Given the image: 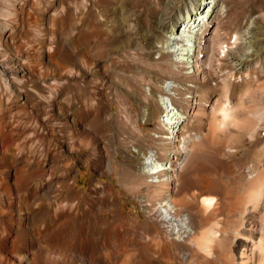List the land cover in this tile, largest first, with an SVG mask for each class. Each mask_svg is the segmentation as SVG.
<instances>
[{
	"label": "bare ground",
	"instance_id": "obj_1",
	"mask_svg": "<svg viewBox=\"0 0 264 264\" xmlns=\"http://www.w3.org/2000/svg\"><path fill=\"white\" fill-rule=\"evenodd\" d=\"M129 1L90 0L93 6H102V25L107 31L120 26V15ZM225 12L223 0H190L189 10L169 30L160 51L152 55L156 62L169 59L178 79L164 75L166 79L162 80L153 75V83L143 84L138 95L133 92L139 102V118L114 115L108 108L89 114L91 119L103 120L122 134L97 147L98 167L101 174L113 172L115 151L135 161L120 162L118 176L121 186L128 187L140 203L143 218L123 210L113 184L95 176L87 191L79 190L73 169L69 171L58 163L44 164L36 152L18 150L20 131L0 111V153L7 158L5 162L0 160V221L8 223V229L0 232V243L10 249L7 256L0 258V264H117V255L121 257L118 264H264V157L247 167L237 160L231 164L237 150L233 143L242 138L230 126L240 130L247 120L241 119L244 124L237 122L238 103L233 104L234 96L228 91H224L227 104L215 106V92L229 79L212 67L220 46L221 55H233L229 57L235 60L233 69L242 73L249 66L243 67V62L260 52L253 48L242 50L241 46H264V28L249 33V22L245 38L240 37L242 42L234 34V39L223 46L217 15L223 17ZM261 17L264 19V14ZM66 47L67 43L61 41L58 55L49 51L42 55L48 75L61 79L70 61L79 73L76 76L86 80L82 52L73 53ZM234 48L238 50L233 52ZM27 62L20 59L10 72L36 87L45 86L48 81L40 70ZM180 75L184 77L179 78ZM26 94L34 96L30 89ZM203 95L207 100L202 99ZM50 98L39 100L38 112L66 124L71 122L78 137L83 133L92 143L99 140L92 125L79 122L73 117L78 116L76 112ZM111 103L109 98L108 104ZM154 104L163 112L156 120V136H149L141 122L155 119ZM206 111L210 120L201 116ZM193 122L198 124L197 131L190 133ZM255 129L251 131L254 134L258 133ZM49 130L53 129L49 126ZM246 130L249 133V128ZM3 134H7L9 142L1 138ZM39 135L35 130L34 139ZM257 135H253V146L261 144L264 148V136L260 132ZM212 144L220 145V149L209 157L207 149ZM203 158L208 159V164L202 163ZM229 180L235 182L233 188L229 187ZM68 223L70 228L62 231Z\"/></svg>",
	"mask_w": 264,
	"mask_h": 264
},
{
	"label": "rangeland",
	"instance_id": "obj_2",
	"mask_svg": "<svg viewBox=\"0 0 264 264\" xmlns=\"http://www.w3.org/2000/svg\"><path fill=\"white\" fill-rule=\"evenodd\" d=\"M155 1L130 0L120 15V26L114 27L111 32L102 25V6H93L90 0H0V111H4L7 120L14 129L20 131L16 148L28 153L36 152L44 164L58 163L65 165L69 171L73 169V176H76L75 187L79 190L87 191L91 179L95 176L101 182L113 184L123 202V210L132 215L139 214L141 218H143V209L140 203L133 197L128 187L125 189L121 186L118 176L120 162L135 161L126 159L124 154L115 151L113 157L115 170L113 172L101 174L100 167H98L100 162L97 147L109 143L113 137L121 138L122 134L117 129L108 126L103 120L91 119L89 114L95 113L98 109L104 112L108 108L114 115H134V119H137L140 107L133 92L136 91L135 94L138 95L142 92L143 84L153 83L155 81L153 75L162 80H165V77L177 78L174 76L176 74H173L169 59L157 61V63L152 55L160 51V46L167 39L169 30L177 25L186 9L189 10L190 0ZM223 3L226 5V12L223 17L217 15L218 27H220L218 35L221 40L224 39L223 46L225 42L234 39V34L238 35L239 42H242L240 37L245 38L244 31H247L245 27L249 22H252L248 29L249 33H252L255 28H264V19L261 17V14H264V0H223ZM246 40L247 42L251 41L248 38ZM59 41L67 43V51L75 53L80 50L82 52L83 66L88 75L86 80L76 76L79 73L70 61L68 63L70 70L68 69L61 79L48 75L50 71L44 65L42 55L46 51L58 55ZM220 48L219 46L216 49V53H220L215 56L216 59L212 62L214 63L212 67L226 74L229 80L226 86L220 87L216 91L217 93L215 92L217 97H215V106L221 107L227 104L224 93L228 91L234 96V100L231 101L233 104L238 103L237 110L242 114H238L240 119L238 118L237 122L240 121L244 124L241 119H245L247 124H251L243 125L249 128V133H247V128L246 131L245 127L241 129L242 125L240 126L241 131L235 126H230L231 130L239 131L241 134L239 138H242L233 143L237 150L230 162L231 164L237 161L242 162L247 167L249 164L260 162L264 157L262 145L253 146L252 141L253 135L257 137L259 132L264 136V46H260L258 43H246L241 46L242 50L253 48V51L260 52L255 56L252 55L250 60L243 62V67L249 65L250 69L245 68L242 73L233 69L235 67L233 64L235 60L231 59L233 55H221L222 49L220 50ZM237 50L234 48L232 51L236 52ZM147 52L150 55H147ZM229 57L231 58L229 59ZM20 59L28 61L27 63L32 67L40 70L42 78L44 77L43 79L48 81L47 84L43 87H36L34 83L28 82L24 77L18 76L16 73L12 74L10 69ZM182 76L180 75L179 78L184 77ZM187 79L191 80L185 78V80ZM79 87L81 89H78ZM25 89H30L34 96H25L27 95ZM50 97L57 103L67 106L71 112H76L75 114L78 116L72 114L76 120L92 125L94 134L96 135L97 132L96 136L99 140L92 143L86 135L84 137L83 133L78 137L73 132L74 125L71 122L66 124L61 119L45 116L43 111L38 112L39 100L48 101L51 99ZM201 97L203 100H207L205 95ZM109 98L112 100L111 104H108ZM153 108L155 119L149 123L141 122L142 128L149 136H156L154 133L157 126L156 120L158 115H162L163 112L162 109H159L161 107L158 104H154ZM207 112L204 114L201 112L204 120H210L211 115ZM259 115L262 116V119ZM217 116L219 117V114ZM252 125L257 127L255 130L258 133H252L254 130V127L251 130ZM49 126L54 131L49 130ZM197 127L198 124L193 122L189 126L188 132L195 133ZM35 130L40 134L38 139H34ZM1 138L5 142H9L7 134L1 135ZM61 138L67 142L61 141ZM148 140L152 141L150 137ZM211 146L207 149L209 157L214 156L220 149L218 144ZM6 159L0 153L1 162H5ZM202 160L204 165L208 164L207 158ZM228 185L233 188L235 182L229 180ZM86 204L87 201L84 202V205ZM4 211L7 217H10L8 206L4 207ZM7 224V222L0 221V232L8 229ZM67 225L68 227H64L62 231L70 228V223ZM61 232L60 235L63 234ZM116 249L118 250V248ZM9 250L8 247L5 248L0 243V258L7 256ZM117 256L114 255V258H117L116 263L118 264L121 257Z\"/></svg>",
	"mask_w": 264,
	"mask_h": 264
}]
</instances>
